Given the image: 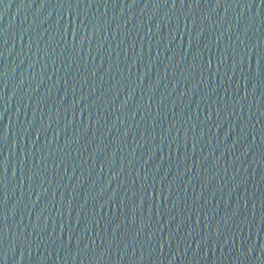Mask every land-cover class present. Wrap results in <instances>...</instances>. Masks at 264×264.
Listing matches in <instances>:
<instances>
[{"label":"water","instance_id":"1","mask_svg":"<svg viewBox=\"0 0 264 264\" xmlns=\"http://www.w3.org/2000/svg\"><path fill=\"white\" fill-rule=\"evenodd\" d=\"M0 264H264V0H0Z\"/></svg>","mask_w":264,"mask_h":264}]
</instances>
